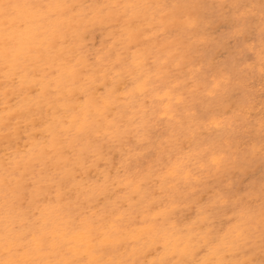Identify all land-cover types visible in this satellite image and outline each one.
Returning <instances> with one entry per match:
<instances>
[{
	"label": "snow or ice",
	"instance_id": "6c2138e0",
	"mask_svg": "<svg viewBox=\"0 0 264 264\" xmlns=\"http://www.w3.org/2000/svg\"><path fill=\"white\" fill-rule=\"evenodd\" d=\"M0 104V264H264V0H0Z\"/></svg>",
	"mask_w": 264,
	"mask_h": 264
},
{
	"label": "bare ground",
	"instance_id": "6f19581e",
	"mask_svg": "<svg viewBox=\"0 0 264 264\" xmlns=\"http://www.w3.org/2000/svg\"><path fill=\"white\" fill-rule=\"evenodd\" d=\"M211 3L215 2V0H210ZM99 36V35H98ZM95 40H96V43H99L100 41V36H99V39L97 38V36L95 37ZM258 82V81H257ZM5 109L3 108V105L0 104V115H3Z\"/></svg>",
	"mask_w": 264,
	"mask_h": 264
},
{
	"label": "rangeland",
	"instance_id": "374dc122",
	"mask_svg": "<svg viewBox=\"0 0 264 264\" xmlns=\"http://www.w3.org/2000/svg\"><path fill=\"white\" fill-rule=\"evenodd\" d=\"M208 3H211L210 0H208ZM97 38L99 39L98 34H97ZM96 45L99 46V43H96ZM257 81H258V82H257ZM256 87L259 88V80H258V78H257V80H256ZM257 99H258V98H257Z\"/></svg>",
	"mask_w": 264,
	"mask_h": 264
}]
</instances>
